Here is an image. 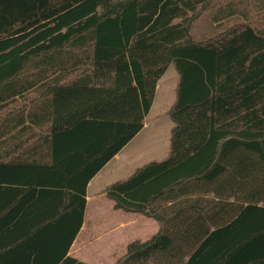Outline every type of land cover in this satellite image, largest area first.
Here are the masks:
<instances>
[{"label": "trees", "instance_id": "obj_1", "mask_svg": "<svg viewBox=\"0 0 264 264\" xmlns=\"http://www.w3.org/2000/svg\"><path fill=\"white\" fill-rule=\"evenodd\" d=\"M209 3L0 0V264H88L67 255L86 186L143 128L169 65L167 157L105 190L159 230L114 264H264V36L196 39Z\"/></svg>", "mask_w": 264, "mask_h": 264}, {"label": "rangeland", "instance_id": "obj_2", "mask_svg": "<svg viewBox=\"0 0 264 264\" xmlns=\"http://www.w3.org/2000/svg\"><path fill=\"white\" fill-rule=\"evenodd\" d=\"M209 2L199 17L193 22L192 33L196 39L218 33L238 23H246L257 34L264 36V0H209ZM229 6L234 9L233 15L226 18H218V21L213 20L212 16L217 9ZM177 80L178 76L174 66L169 65L156 85L153 104L145 117L143 128L125 146L122 162L117 165V170L112 177L104 176V183L111 178L112 182L126 179L138 167L150 161H161L167 157L170 130L173 126L169 110L176 99ZM253 104L258 111L264 108V95L255 98ZM119 212L120 216L124 213L122 211ZM97 231H102L99 221L96 223V229H94V232ZM143 232H145V228L141 225L122 227L112 234L113 237L106 236L100 244L105 247L113 243L114 240L120 242L125 236L127 238L140 239ZM120 251L121 249L119 248ZM111 252L114 251L103 253V257L111 254Z\"/></svg>", "mask_w": 264, "mask_h": 264}, {"label": "crops", "instance_id": "obj_3", "mask_svg": "<svg viewBox=\"0 0 264 264\" xmlns=\"http://www.w3.org/2000/svg\"><path fill=\"white\" fill-rule=\"evenodd\" d=\"M125 146L89 180L86 186L83 222L68 248V256L88 264H114L125 253L127 244L132 240H136V238L125 236L120 242L114 240L113 243L103 247L100 242L106 236L113 237L112 234L122 227L141 225L145 228V232H143L142 238L138 239L143 241L159 230V224L152 218L115 209L113 201L106 196L105 190L113 183V180L111 178L104 183L103 178L104 176H113V173L117 170V165L122 162ZM119 211L124 212L122 216H120ZM98 221L102 231L94 232ZM119 248L121 249L120 252ZM110 251L114 252L103 257V253Z\"/></svg>", "mask_w": 264, "mask_h": 264}]
</instances>
